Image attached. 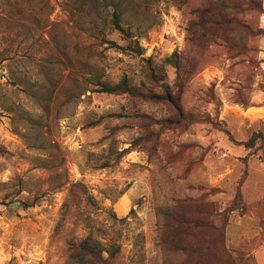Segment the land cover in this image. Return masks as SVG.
Returning <instances> with one entry per match:
<instances>
[{
	"label": "rangeland",
	"instance_id": "obj_1",
	"mask_svg": "<svg viewBox=\"0 0 264 264\" xmlns=\"http://www.w3.org/2000/svg\"><path fill=\"white\" fill-rule=\"evenodd\" d=\"M204 1L0 0V264H77L69 241L88 236L120 246L112 264H164L162 218L182 202L214 254L223 244L234 264H264V149L240 145L264 131V39L248 52L219 28L203 38ZM114 14L142 56L123 50ZM174 52L189 71L167 64L178 104L96 92L145 80L146 59ZM180 110L192 119L178 123ZM73 183L94 203L63 222ZM20 188L32 207L4 201Z\"/></svg>",
	"mask_w": 264,
	"mask_h": 264
},
{
	"label": "trees",
	"instance_id": "obj_2",
	"mask_svg": "<svg viewBox=\"0 0 264 264\" xmlns=\"http://www.w3.org/2000/svg\"><path fill=\"white\" fill-rule=\"evenodd\" d=\"M221 1V5H217ZM207 2L202 8L196 10V15L201 17L198 22L200 26L207 29L201 34L203 38L210 36H217V29L233 33L237 36L238 41L243 45H247V49L257 48L260 49L262 40L264 39V0H214ZM215 2H218L215 4ZM227 9V10H225ZM229 12V16L227 15ZM112 25L128 42L123 50L129 54L142 56L144 50L140 43L134 39V34L121 24L120 16L113 15ZM213 32V35L209 33ZM227 44L235 45L237 39L222 37ZM115 44L114 42H110ZM118 47V45H114ZM238 46V45H237ZM147 64L143 67V73L146 77L145 80L135 81L134 79L124 76L118 83H109L105 81H97L95 86L98 87L97 93H104L114 96H127L129 98L142 99L146 102L164 101L172 104H178L180 93L173 90L170 84L167 64L176 69V75L181 74V71H186L187 68L183 67V59L181 56L174 52L169 57L165 58L160 64L154 63L152 58H148ZM4 58L0 56V66ZM182 65V66H181ZM188 71V70H187ZM189 72V71H188ZM161 88L162 94L155 90ZM123 118V115H119ZM128 117H133L138 121L145 119L143 122L151 120L152 117L144 114V112H132ZM192 119L188 117L182 110L179 111L178 123ZM162 124L170 125V120H162ZM142 138L138 139L140 143ZM240 145L244 146L249 152L261 151L264 149V131L254 133L247 141L242 142ZM127 151L121 153L123 156ZM105 167V165L103 166ZM22 188L11 192L7 191L4 201L10 199L9 204L21 205L22 208L27 209L33 206L22 199H15L16 196L21 195ZM238 197L240 192L238 191ZM94 198L88 193L87 189L81 183H73L70 186L68 199L65 203L62 221L66 219L71 220L72 216L75 218L80 217V212L75 211L71 214L72 205H77L81 200H85L87 204H93ZM188 203L182 202L175 206L173 210L168 208L164 213L161 223V242L166 253V260L164 264H234L233 258L224 249L221 244L220 256L213 253L212 246H205L202 241L204 225L201 224L195 215L200 212L190 210L188 217L186 213V205ZM191 209V208H190ZM206 232H211L219 239L225 237L224 229L217 228L212 224H208ZM70 245V258L75 260L77 264H112L114 259L120 252V246L116 243L109 246L103 245L99 240L88 236L85 238H72L69 241Z\"/></svg>",
	"mask_w": 264,
	"mask_h": 264
},
{
	"label": "crops",
	"instance_id": "obj_3",
	"mask_svg": "<svg viewBox=\"0 0 264 264\" xmlns=\"http://www.w3.org/2000/svg\"><path fill=\"white\" fill-rule=\"evenodd\" d=\"M263 251H264V247L260 251H258V252H263Z\"/></svg>",
	"mask_w": 264,
	"mask_h": 264
}]
</instances>
